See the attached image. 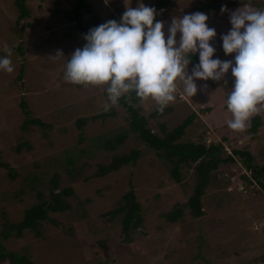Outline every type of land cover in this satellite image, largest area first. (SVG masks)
I'll use <instances>...</instances> for the list:
<instances>
[{"label": "rangeland", "instance_id": "374dc122", "mask_svg": "<svg viewBox=\"0 0 264 264\" xmlns=\"http://www.w3.org/2000/svg\"><path fill=\"white\" fill-rule=\"evenodd\" d=\"M13 1L0 0V56L7 55L6 46L10 48L14 66L11 73L0 69V157L17 175L11 179L0 168V231L5 221L20 220L24 210L38 200V192L47 194L48 180L54 173L59 185L72 187L73 194L67 198L68 209L49 213L60 226L43 221L42 236L25 230L18 238L0 236L1 245L18 253L25 250L35 264H264V191L241 177L245 168L240 159L235 156L234 162L220 164L210 173L200 217L184 209L180 219L168 222L164 213L184 204L192 192L193 168L181 166V181L175 182L169 174L170 165L133 133L114 151L106 149L103 143L107 138L128 129V118L121 105L108 101L106 84H75L64 78L68 58L85 43V33L63 14L71 8V0H26L30 15L18 25ZM137 2L108 0L106 4L104 0H87L91 12L84 14L83 20L119 21L125 7H136ZM142 2L154 6L155 0ZM203 4L211 8L198 9ZM243 4L264 8V0H170L167 7L157 9L155 19L164 21L166 32L174 16L195 11L208 14L206 23L216 30V37L210 41L216 48L214 56L232 59L234 54L223 53L220 35L231 27L230 12ZM222 5L226 7L224 12ZM57 50L63 57L50 58ZM191 67L189 64V73ZM232 80L230 69L216 81L215 90L209 81L195 79L198 90L189 97L177 79L174 100L166 105L171 110L157 118L149 117L160 107L152 98H141L138 105L156 132L158 123L169 129L196 112L182 139L222 141L226 152L230 153L232 147L246 149L254 162L262 165L264 103L258 104L252 114L262 119L256 133L247 131L252 116L243 131L228 128L232 115L226 100ZM205 84L207 87L202 88ZM21 97L26 100L29 114L49 125L47 137L37 125L30 124L28 132L20 129L24 120L19 107ZM106 105L113 107L115 115L89 120L82 127L80 140L76 120L105 111ZM21 141L27 142L30 149L22 147L16 152L15 145ZM133 148L141 151L134 164L103 176L94 175L97 165L108 163L113 153ZM129 183L141 206L143 222L133 231L131 241L124 242L119 219H108L102 213L115 205Z\"/></svg>", "mask_w": 264, "mask_h": 264}, {"label": "clouds", "instance_id": "9594fccd", "mask_svg": "<svg viewBox=\"0 0 264 264\" xmlns=\"http://www.w3.org/2000/svg\"><path fill=\"white\" fill-rule=\"evenodd\" d=\"M157 15L154 6L138 0L136 7H125L119 21L109 19L91 27L83 36L84 45L67 60L65 80L106 84L111 104L134 90L138 97L152 98L162 111L174 100L177 79L183 83V92L192 97L198 90L195 79L219 81L230 69L233 80L226 106L232 118L227 126L243 131L257 105L264 103V8L243 4L230 12L231 27L220 35L223 53L234 54L226 60L214 56L216 48L210 41L216 37V30L206 23L208 14L195 11L174 16L166 32L164 21L155 19ZM5 50L0 69L11 73L12 50L7 46ZM196 54L198 62L192 64L189 73L188 66ZM49 57H63V53L57 50Z\"/></svg>", "mask_w": 264, "mask_h": 264}, {"label": "trees", "instance_id": "16d2710c", "mask_svg": "<svg viewBox=\"0 0 264 264\" xmlns=\"http://www.w3.org/2000/svg\"><path fill=\"white\" fill-rule=\"evenodd\" d=\"M17 10L16 23L30 15L29 9L26 5V0L13 1ZM170 0H155L154 6L156 9H162L168 6ZM210 5H199L198 9H210ZM91 7L87 0H71V8L64 11V17L69 22H73L77 30L83 33L100 23L98 21L83 20L84 14H89ZM20 30L23 29L19 27ZM198 62V56L193 55L191 65ZM211 84V89L215 90L217 86L216 81L211 79L207 80ZM229 81L228 85H231ZM138 97L134 90L123 94L117 104L121 105L127 114L128 129L109 137L103 143L104 147L108 150L114 151L120 144L124 142L129 133H133L140 140V142L152 149L155 155L167 162L169 167V174L175 182L181 181V166L191 167L194 172V184L190 195L186 202L181 205H175L170 211L164 213V217L168 222H175L183 215L184 209H187L189 214L193 217H200L203 214L202 196L207 185L210 182V173L218 168L220 164L234 162L235 156L240 159L241 165L245 168V173L241 177L248 183H255L258 188L264 191V164L258 165L254 162L253 155L250 151L243 148L232 147L231 152H226V149L221 143L222 141L205 140L202 138L200 141H190L182 139L187 128L193 123L197 117L196 112H191L177 125L167 128L164 123H158V132L154 131L148 125V117L144 115L142 107L138 105ZM19 107L24 115V120L20 125L23 132L29 131L30 124L37 125L42 130V135L47 137L48 124L44 123L36 117L29 114L28 105L26 100L21 97ZM171 110L170 106H166L162 111L155 110L149 114L151 118L162 116L166 111ZM113 107L107 108L105 111L87 116L79 117L76 120V126L79 129L80 140L83 139L82 127L89 121L95 120L106 116L115 115ZM262 119L259 115H254L250 119V126L247 131L253 135L258 131ZM225 140V137H223ZM29 150L30 145L21 141L15 145V151L20 152L21 148ZM141 151L138 148H133L129 152L121 154L113 153L111 160L106 163H99L97 165L95 176H103L111 171L118 170L123 166L134 164L140 157ZM71 160V158L69 159ZM0 168H4L7 175L12 179L17 175L6 161L0 157ZM47 194L44 195L38 192L37 201L26 208L22 217L18 221L7 222L3 224L0 231L2 238L20 237L25 230L32 231L35 236L40 237L43 235L41 230V223L48 221L55 226H60L61 223L50 217V212H62L69 208L68 197L73 194L72 187H64L59 185V177L54 173L48 180ZM108 219L117 217L121 224L122 238L124 242L131 241L133 231L142 227L143 217L141 215V206L136 199V195L131 183L129 188L122 196L116 201L115 205L102 213ZM103 249V241L100 244ZM7 261L8 264H35L29 257V254L23 250L18 253L14 250L6 249L0 243V262Z\"/></svg>", "mask_w": 264, "mask_h": 264}]
</instances>
